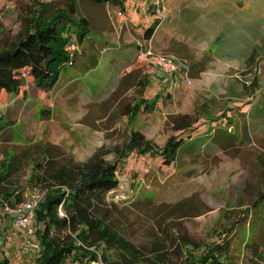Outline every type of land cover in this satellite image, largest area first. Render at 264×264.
Listing matches in <instances>:
<instances>
[{
  "label": "rangeland",
  "instance_id": "1",
  "mask_svg": "<svg viewBox=\"0 0 264 264\" xmlns=\"http://www.w3.org/2000/svg\"><path fill=\"white\" fill-rule=\"evenodd\" d=\"M150 2L126 0L125 8L137 25L158 21L156 13L147 12ZM50 3L58 8L65 6V0H0V47L16 41L24 30L22 19L28 18L33 10L39 11L38 4ZM262 4L264 19V0ZM100 8L101 5L89 0L79 1L80 16L101 26L105 23L101 22L103 8ZM257 12L260 13L259 9ZM67 51L75 62L81 45L75 42ZM259 57L261 69L258 72L249 67L246 73L236 77V80L247 79V87H242L238 80L227 90L205 89L196 84L191 74L193 84L187 86L183 75L177 74V102H156L152 113L149 112L151 107L143 103L138 106V112L129 117L122 113L124 106L140 102H107L101 109L103 120L82 121L84 126L91 125L98 133L81 138L75 136L77 132L72 133L73 122L68 114H62L63 108L56 102L58 94L53 95L47 105L37 95L38 88L27 74L21 73L27 95L31 96L29 101L17 102L15 96L5 90L0 96V110L12 123L0 134V164H9L14 157L16 162H21L19 171L7 179L8 188L16 190L17 194L23 193L24 199L44 194L38 180H32V174L36 164L50 158L61 164L85 162L98 151H104L107 160L119 161L117 152L123 150L134 130L143 133L154 145L163 147L173 133L176 118L193 114L210 98H218L210 107L214 118L231 115L227 127L238 137L229 139L224 151L200 138L194 152L183 151L171 166L161 164L156 157L136 152L123 158L118 172L120 186L124 187L123 196L115 203L113 215L124 236L151 258H154L151 253L154 244L167 243L168 255L163 264L185 262V257L176 255V246H169L165 233L178 235V242L187 236L197 244L207 245L229 234L232 224H238L229 234L234 264H251L252 261L264 264V201L254 207L264 196V123H255V117L264 118V54ZM37 243L25 232L16 230L12 218L8 217L0 228V261L7 257L10 264H34Z\"/></svg>",
  "mask_w": 264,
  "mask_h": 264
},
{
  "label": "trees",
  "instance_id": "2",
  "mask_svg": "<svg viewBox=\"0 0 264 264\" xmlns=\"http://www.w3.org/2000/svg\"><path fill=\"white\" fill-rule=\"evenodd\" d=\"M79 1L65 0L63 8L51 3L38 4L39 11L33 10L28 18L22 19L24 30L16 41L0 47V96L3 90L19 98L27 96L23 72L42 92L53 91L63 69L74 62L68 56L67 47L75 42L81 45L91 32L89 20L79 14ZM89 1L96 5H122L121 0ZM157 23L147 34L156 30ZM204 105L175 122L173 133L163 147L154 145L141 132L133 131L123 150L117 152L119 161L110 162L106 159L107 152L98 151L84 163L61 164L50 158L36 164L32 180H38L44 196L35 211V240L40 250L34 264H163L168 244H154L151 250L154 258L138 248L124 236L113 215L117 205L107 202V196L120 185L121 160L134 152L160 157L166 166H171L192 137V127L210 114ZM9 126L11 123L0 113V134ZM16 159L7 165L0 164V207L5 202L16 205L25 200L23 193L17 194L8 188L7 179L19 171L21 164ZM263 201L264 196L254 207ZM60 209L64 216L60 215ZM8 217L0 214V228ZM237 226L232 224L229 234ZM229 234L207 245L197 244L187 236L182 242H178V235L165 233V236L170 247L176 246V255L185 257L184 264H234ZM0 264H10L9 258L5 257ZM251 264L262 263L252 261Z\"/></svg>",
  "mask_w": 264,
  "mask_h": 264
},
{
  "label": "crops",
  "instance_id": "3",
  "mask_svg": "<svg viewBox=\"0 0 264 264\" xmlns=\"http://www.w3.org/2000/svg\"><path fill=\"white\" fill-rule=\"evenodd\" d=\"M121 1V6L101 5V22L105 25L94 24L87 18L91 32L81 44L74 64L61 72L53 91L45 93L35 88L47 105L53 95L58 94L56 102L63 108L62 114H68L73 122L72 133L77 132V138L98 133L93 126H84L82 121L103 120L101 109L107 102H140L124 106L122 113L129 117L135 115L143 103L151 107L149 112L152 113L156 102L178 101L177 78L163 75L152 62L139 55V46L146 45L149 38L153 39L157 52L187 61L193 80L201 88L227 90L238 80L242 87H247L248 80H236L237 75H243L249 67L255 72L261 69L259 55L264 54L262 0H166L167 18L152 34H147V30L158 21L137 25L125 8L126 0ZM248 9L251 11L247 12ZM147 12L154 14L151 2ZM253 59L256 60L253 62ZM15 98L17 102H28L31 96ZM216 99L208 100V108H212ZM211 108L208 109L210 114L190 130L192 137L186 141L183 151L194 152L200 138L224 151L228 140L238 137L227 127L231 115L215 119ZM0 113L8 119L5 112L0 110ZM90 115L91 119H87ZM256 119L255 123H264V118ZM176 121L178 118L173 123ZM155 159L164 164L160 157Z\"/></svg>",
  "mask_w": 264,
  "mask_h": 264
},
{
  "label": "built area",
  "instance_id": "4",
  "mask_svg": "<svg viewBox=\"0 0 264 264\" xmlns=\"http://www.w3.org/2000/svg\"><path fill=\"white\" fill-rule=\"evenodd\" d=\"M151 4L154 9V13L159 16L156 26V30H158L167 18L164 6L165 0H151ZM138 52L140 57L152 62L163 75L177 76V74H181L183 75L184 81L187 85L193 84V81L190 78V66L188 62L181 60L172 54L158 53L154 48L152 38L147 41L146 45H140ZM123 190L124 187L119 185L118 189L108 194L107 201L112 203L119 202L122 199ZM43 196L44 194L33 195L16 205H10L5 202L2 204L0 214L11 217L13 220V227L16 230L25 232L29 237L35 239V211L43 199ZM59 213L61 216H64V212L61 209ZM36 247L38 253L40 246L36 244Z\"/></svg>",
  "mask_w": 264,
  "mask_h": 264
}]
</instances>
